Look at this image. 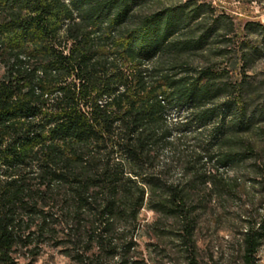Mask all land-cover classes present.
<instances>
[{"label":"trees","instance_id":"1","mask_svg":"<svg viewBox=\"0 0 264 264\" xmlns=\"http://www.w3.org/2000/svg\"><path fill=\"white\" fill-rule=\"evenodd\" d=\"M263 41L214 0H0V264L37 241L72 264H141L142 230L168 221L201 264L220 166L264 204ZM263 243L264 208L242 264Z\"/></svg>","mask_w":264,"mask_h":264},{"label":"rangeland","instance_id":"2","mask_svg":"<svg viewBox=\"0 0 264 264\" xmlns=\"http://www.w3.org/2000/svg\"><path fill=\"white\" fill-rule=\"evenodd\" d=\"M221 11H226L241 21H262L264 23V0H214ZM250 73H264V41L259 56L252 63ZM180 112L173 111L177 117ZM208 170L212 167L208 166ZM236 169L220 166L219 183L209 195H201L198 228L195 234L196 253L201 264H242L241 235L249 217L262 212L264 204L259 203L261 185L253 176L234 181ZM219 179V178H218ZM210 187V185H209ZM202 198V199H201ZM157 215L148 209L141 214L142 222H152ZM148 228L141 232L140 245L143 251L141 264H186L188 244L182 240V229L171 227ZM15 256L18 264H72V261L51 242H36L28 247H19ZM256 264H264V243Z\"/></svg>","mask_w":264,"mask_h":264}]
</instances>
